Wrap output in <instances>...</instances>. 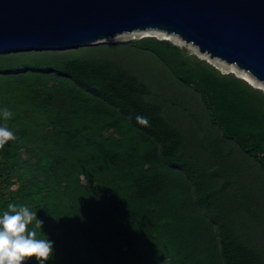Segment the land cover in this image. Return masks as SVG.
Listing matches in <instances>:
<instances>
[{"label":"trees","instance_id":"obj_1","mask_svg":"<svg viewBox=\"0 0 264 264\" xmlns=\"http://www.w3.org/2000/svg\"><path fill=\"white\" fill-rule=\"evenodd\" d=\"M130 45L153 54L194 89L208 123L264 170L261 90L187 57L169 41L146 37ZM108 64L70 58L44 69L43 94L28 83L38 72L2 74L0 68V76L10 79L0 77V108L13 112L0 125L17 136L0 149V212L14 202L44 217L38 235L54 241L48 264H264L247 225L260 217L253 206L241 207L251 200L249 192L209 180L198 148L193 154L175 128L176 109L151 100L168 101ZM10 81L27 86L36 111L27 113L43 116L36 128L28 103L21 107L6 96ZM18 105L21 116L14 115ZM137 115L146 116L150 127L137 124ZM15 184L17 191H9Z\"/></svg>","mask_w":264,"mask_h":264},{"label":"water","instance_id":"obj_2","mask_svg":"<svg viewBox=\"0 0 264 264\" xmlns=\"http://www.w3.org/2000/svg\"><path fill=\"white\" fill-rule=\"evenodd\" d=\"M159 30L264 85V0H0V55Z\"/></svg>","mask_w":264,"mask_h":264},{"label":"rangeland","instance_id":"obj_3","mask_svg":"<svg viewBox=\"0 0 264 264\" xmlns=\"http://www.w3.org/2000/svg\"><path fill=\"white\" fill-rule=\"evenodd\" d=\"M164 35L165 32L159 30H140L125 32L115 37H107L89 46H80L66 51L4 54L0 55V68L2 67V74L7 71L25 72L26 70H30L31 72H38L33 74L35 79H29L30 81H28V83L31 84V82H34L35 85H38V88L41 89V93L43 94V74L46 72L44 69H57V66H61L64 61L70 58L108 61L113 69L119 72L123 71L124 73L129 72L140 84L149 87L153 93H160L159 95L163 96L168 101L163 103L160 98H156L155 96H151V98H153L151 100L156 99L154 101L162 103L167 107L168 111H170V109H176L175 114H172L176 124L175 128L183 133L186 142L187 139L189 140V150H191L193 154H195L194 151H196V147L198 148L199 165L201 168L202 166H206L207 175L213 177V179L209 180L214 181L215 184L220 182V185L224 183L223 181L231 183L229 191H236L242 194H244V192H249L248 195L251 197V200L249 202L246 201L247 205H245L246 202H242L243 206L241 207L246 209V206H253V210L256 209V216L260 217L261 221L257 220L258 217L255 219L250 217L247 225L250 238H255L254 242L258 244L260 247L258 249L264 254V222H262V220L264 221V170L256 162H253V159L248 158L245 160L243 153L236 149L235 141L224 140L222 130L214 128L208 123L204 105L194 89L178 80L170 69L153 54L136 49L130 45V42L138 41L146 37L155 38L159 41H168L164 40ZM179 41H181L180 44L174 41L169 42L184 50L185 55L189 58L195 57L199 60H203L219 70L222 74L232 73L226 68L228 64L218 62L216 58L207 60L203 56L204 54L200 55L196 47L180 39ZM96 47L105 48L99 51L87 50ZM178 70L180 69L177 68L176 71ZM39 71H43V73ZM1 76L6 78L7 81H5L8 83L10 80L8 76ZM234 76L241 79L240 74L235 73ZM52 77L54 80H57L58 75H52ZM59 80L60 78H58L57 81ZM11 82L12 81H10V83ZM51 83L52 82L47 83L48 86H51ZM11 84V87L5 89L6 96L20 100L18 104L21 107L23 103H28L24 106L26 113L29 111L31 112V110L35 111V107L29 104L32 97L27 93L28 91H26L27 86L17 81ZM262 92L264 93V91ZM19 105L14 112L16 116L24 114L23 109ZM27 116L30 117L34 128L37 127L36 125L43 122V116L39 117V114L37 115L34 113L30 115L27 113ZM40 130L42 129L40 128ZM38 134L41 135L40 133ZM203 143L207 144V146L203 145ZM201 145H203L202 148ZM18 188L19 186L15 184L10 186L8 190L15 192ZM248 195L246 194L247 198H249ZM30 209L38 214L37 210H33V208ZM261 212L263 214H261ZM235 216L237 217L236 214ZM39 219L43 220L44 217H40ZM125 250V248H122L121 251L123 252ZM261 256L264 257V255Z\"/></svg>","mask_w":264,"mask_h":264},{"label":"clouds","instance_id":"obj_4","mask_svg":"<svg viewBox=\"0 0 264 264\" xmlns=\"http://www.w3.org/2000/svg\"><path fill=\"white\" fill-rule=\"evenodd\" d=\"M13 112L7 107L0 108V118L9 120ZM137 124L150 127L146 116L137 115ZM17 136L6 125H0V149ZM44 220L27 205L14 202L7 204L6 210L0 212V264H48L54 259V241L42 238L38 232L43 230Z\"/></svg>","mask_w":264,"mask_h":264},{"label":"bare ground","instance_id":"obj_5","mask_svg":"<svg viewBox=\"0 0 264 264\" xmlns=\"http://www.w3.org/2000/svg\"><path fill=\"white\" fill-rule=\"evenodd\" d=\"M164 36H165V37H164V40L174 41V42H176V43H178V44H180V42H181V41H179L178 37H176V36H173V35H170V34H167V33H165ZM189 48H190V47H189ZM200 55H203V54L200 53ZM203 56H204L207 60H211L210 57H209V55L204 54ZM218 62H222V61L218 60ZM226 68H227L229 71H231L232 74H235V73H236V74H240L241 79L244 80L245 82H247L249 85L254 86V87H256V88H258V89L264 91V85L261 84V83H259V82H257V81L254 80L253 78H251V76H249L248 74H246V73H244V72L238 70L237 68H235V67L232 66V65H228V67H226Z\"/></svg>","mask_w":264,"mask_h":264},{"label":"crops","instance_id":"obj_6","mask_svg":"<svg viewBox=\"0 0 264 264\" xmlns=\"http://www.w3.org/2000/svg\"><path fill=\"white\" fill-rule=\"evenodd\" d=\"M222 74V73H221ZM232 74V73H231ZM249 85V84H248ZM251 86V85H250ZM252 88H254L253 86H251ZM254 89H258V88H254ZM258 90H260V89H258ZM262 91V90H261Z\"/></svg>","mask_w":264,"mask_h":264}]
</instances>
